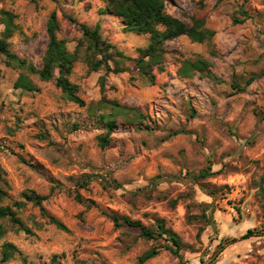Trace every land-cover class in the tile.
<instances>
[{
    "label": "rangeland",
    "instance_id": "obj_1",
    "mask_svg": "<svg viewBox=\"0 0 264 264\" xmlns=\"http://www.w3.org/2000/svg\"><path fill=\"white\" fill-rule=\"evenodd\" d=\"M166 1L168 12L189 24L192 15L203 18L216 34L207 42L186 34L168 41L166 69H156L150 83L135 61L149 34L125 30L103 0H0V10L16 15L10 50L37 67L56 11L57 37L70 52L80 46L69 78L86 102L67 99L55 79L34 73L25 72L33 89L17 86L24 70L7 64L0 51V164L8 183H0V205L24 201L17 215L31 229L0 219L7 228L0 264H49L55 254L62 264H264V0ZM97 23L102 37L130 57H114L116 71L92 70L84 57L81 25ZM3 28L0 20V36ZM199 57L210 62L208 74L178 73L184 59ZM102 98L144 113L132 124L118 117L105 147L98 139L106 132L102 110L89 108ZM207 167L209 176H196ZM157 174L163 177L152 181ZM203 185L219 193L213 197ZM27 189L47 197L45 211L67 231L24 197ZM112 214L150 227L164 218L182 238L184 262L169 241L116 225ZM248 229L256 235L214 256L223 238H240ZM6 242L17 247L7 261ZM151 247L160 253L141 263Z\"/></svg>",
    "mask_w": 264,
    "mask_h": 264
},
{
    "label": "trees",
    "instance_id": "obj_2",
    "mask_svg": "<svg viewBox=\"0 0 264 264\" xmlns=\"http://www.w3.org/2000/svg\"><path fill=\"white\" fill-rule=\"evenodd\" d=\"M35 1V0H34ZM105 2V12L113 13L121 17L124 28L127 31H135L140 34H149L150 41L145 47L139 48V55L135 58L137 66L141 74L146 77L150 83L156 80L155 70L160 72L165 71L166 59V43L170 40L177 38L182 34H186L194 42H207L211 41L216 31L206 25L203 18L195 15L191 16V24L187 23L182 18L168 12L166 0H103ZM16 15L9 10H0V20L4 25L3 31L0 36V51L6 56V62L9 65L19 67L24 70L19 76L16 85L25 87L26 89H33V84L29 80L25 72L37 74L42 80L55 79L56 85L61 88L65 97L80 105H85V100L78 94V86L74 84L69 76L72 73L75 62L78 60L80 46L78 45L75 51L70 52L65 40L57 37L59 30V21L56 11H52L48 22L47 31L49 41L43 56V65L37 67L28 62L26 59L17 56L9 48V39L12 37L17 29L15 23ZM84 40L87 41L88 46L84 55L92 70L105 69L107 72L116 71L118 67H112L111 61L115 58L123 60L128 57L122 50L115 44L104 39L101 34L100 24L97 23L94 27L82 24ZM83 42V40L81 41ZM118 62V61H117ZM210 62L204 58L184 59L178 69V73L183 77H192L197 72L200 74H208L210 72ZM56 71L58 74L56 75ZM102 82L104 77H101ZM90 109L102 110L98 116L104 123L106 132L98 136L99 144L105 147L110 142V135L117 125L118 117L127 123H138L144 118V113L133 106L124 105L116 100H107L102 98L92 105ZM95 112V111H94ZM4 169L0 164V183L8 184L4 179ZM211 174V168H203L197 177L205 178ZM163 177L162 174H157L152 178V181L159 180ZM84 186L85 182H80ZM206 192L215 197L219 193V188H210L203 185ZM24 197L32 201L35 205L40 206L43 213L48 217L51 223H54L58 228L67 231L68 227L65 223L59 220L52 214L45 211L43 201L47 198L44 195L36 193L32 189H27L23 193ZM4 191L0 185V201L4 198ZM76 199L84 202L85 199L80 193L76 194ZM172 205L177 204V199L171 201ZM25 205L24 201H15L13 206L0 205V219L8 218L13 224L18 225L19 229H24L31 232V229L23 225L21 219L17 215L18 209ZM112 219L116 225H129L137 227L146 238H163L171 243L168 247L170 251L180 260L183 261V241L181 236L172 228L166 225L164 218H158L153 227L145 225L139 219H132L128 216L112 214ZM7 232V228L0 222V238ZM201 230L198 232L200 236ZM256 235L255 231L248 229L247 232L240 238H223L218 245V249L214 252L217 257L223 252L230 244L235 243L239 239H245ZM17 250L16 245L11 242L4 243L3 247V260H9L14 252ZM160 253V248L151 247L140 255L139 261L141 263L154 258ZM26 262L27 259H24ZM29 264H36L30 262ZM49 264H62L57 254L53 255ZM185 264V263H183Z\"/></svg>",
    "mask_w": 264,
    "mask_h": 264
}]
</instances>
